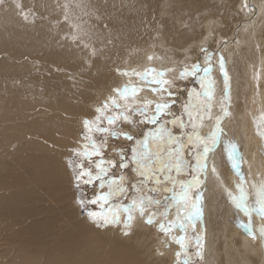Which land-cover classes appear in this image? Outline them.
Masks as SVG:
<instances>
[{"label":"bare ground","instance_id":"obj_1","mask_svg":"<svg viewBox=\"0 0 264 264\" xmlns=\"http://www.w3.org/2000/svg\"><path fill=\"white\" fill-rule=\"evenodd\" d=\"M244 3H0V264H178L181 248L174 237L181 235L185 244L191 236L198 245L201 237L202 264H264V217L251 216L255 235H249L241 226L249 217L225 191H235L241 178L246 188L264 179V0H247V9ZM202 48L223 50L231 102L221 140L202 174V217L195 228L188 226L185 233L177 225L163 236L159 224L166 221L159 214L152 224L137 214L130 229H125L123 213L120 223L104 229L88 216L77 217L81 206L65 153L70 146L88 144L81 139L84 121H92L98 106L126 84L138 86L143 97L155 96V85L123 75L125 70L161 69L177 79L169 75L171 68L200 59ZM211 77L219 98L223 76L216 68ZM217 109L213 101L214 114ZM210 125L199 129L207 133ZM226 143L235 144L243 157L239 172L227 159ZM168 219H175V209Z\"/></svg>","mask_w":264,"mask_h":264},{"label":"snow or ice","instance_id":"obj_2","mask_svg":"<svg viewBox=\"0 0 264 264\" xmlns=\"http://www.w3.org/2000/svg\"><path fill=\"white\" fill-rule=\"evenodd\" d=\"M3 3V0H0ZM20 8L21 5L17 4ZM247 0H245L244 8H248ZM21 14L25 20L28 19V14L21 10ZM67 19V16H65ZM73 39H80L84 43L83 37L73 36ZM88 47L87 44L84 45ZM207 50L202 48L201 52ZM94 53V50H93ZM208 61V66L201 69L199 62L192 64L190 67H185L181 73L180 78L185 79L189 76L198 78L200 81V91L195 89L188 93V101L183 105V111L187 114L188 120L185 122L182 116L172 114L171 123L175 124L179 121L180 128H186L191 125L192 132L186 133L187 139L183 140L174 136L171 130L163 121L168 115L170 108L176 103L171 99L175 95L170 91L173 84L171 81L165 80L162 77L165 75L163 71L155 69H146L143 72H138L134 69L125 70L122 74L140 77L145 83L150 82L155 85L152 88L153 92L160 93L161 96H167L168 99L164 102H156L154 108L149 105L153 101L145 100L138 107L134 106L136 93L139 87L131 83L124 85L121 88L114 89V95L109 97L101 107L96 109V117L94 120L84 121V128L87 133L101 134L100 143L97 145L91 136H87L89 144L85 145L84 150H73L76 159L69 160V166L72 168L73 176L76 182L77 189L81 184L93 185L99 182L100 189L107 186V191L98 192L95 197L87 202L84 199H79L78 203L86 207L87 204L99 205V211H89L88 216L97 224L103 226L106 224L120 223L121 213L124 214L125 229L131 228V222L134 219L133 212H138L140 216H147V223L152 224L154 218L159 214L165 218V222L159 224L162 232L168 233L179 225L183 232L188 231V226L192 225L195 228V221L202 217L203 209V181L200 179V173L206 175L208 168V153L220 142L223 135V129L220 127V117H216V126L209 134L201 136L198 129L201 126L205 116L211 118L212 101L215 98L216 81L211 77V57L205 56ZM219 70L223 76L224 92L223 101L225 107L223 108L224 114H228V107L226 106L229 101V76L226 69V61L223 56L219 57ZM204 73L203 77H198V72ZM167 85V87H165ZM119 98H124V102H119ZM131 98L133 103L128 102ZM111 112V114H108ZM138 114V118H137ZM117 121L132 124H143L155 126V131L148 132L143 139L139 140L131 149V161L135 171L139 174L140 179L130 185L136 195H134L130 203L120 204L113 202L120 197L128 196V188L125 187V178L119 177V182L116 178L106 180L109 168L119 166L127 168L128 163L121 159L119 162L105 160L102 149L107 146V139L109 137L124 136L128 140H133L134 137L128 132H119L113 127ZM105 122L106 125L105 126ZM264 136V132L260 133ZM189 152L194 158L192 160L185 159V152ZM227 159L231 167L237 172L240 171V164L243 160L242 155L238 153L235 144L225 145ZM120 155L123 157L125 154L121 150ZM96 156L98 160L95 163V170L92 167H85L81 157L88 159L91 162V157ZM79 161V162H78ZM175 169L177 173L187 172L191 179L180 182L179 190L175 185L177 181L171 176V170ZM212 172L215 174L216 169L213 165ZM166 181L172 187L167 185L163 189L166 193L171 194V201L169 204L160 211L161 200L155 198L150 193H157L161 189L158 185ZM152 183L154 186L146 188V185ZM228 198L234 207L249 217V221L245 224L241 221V226L248 230L249 235H255L252 229L251 216L256 213L264 217V179L253 181L249 187H245V181L241 178L240 182L236 184V190H225ZM163 199L168 200V196ZM151 209V211H148ZM175 209V219L169 220L168 215ZM125 235L129 232L125 231ZM260 234L264 239V227L260 228ZM176 242L180 245L181 251L176 253L178 264H190V260L186 255L187 245L184 243L185 237L183 235L174 237ZM201 237L197 236V244H201ZM199 251L197 255H199ZM183 256V260L180 257Z\"/></svg>","mask_w":264,"mask_h":264},{"label":"rangeland","instance_id":"obj_3","mask_svg":"<svg viewBox=\"0 0 264 264\" xmlns=\"http://www.w3.org/2000/svg\"><path fill=\"white\" fill-rule=\"evenodd\" d=\"M253 4L256 5V3H253ZM250 14H252V19L257 18V13L251 12ZM204 49H206L207 51L203 52L201 54L200 59H196L195 61L188 60V61L183 62L181 65H177V66L171 68L172 71L169 75L175 76L177 79H172L171 77H169L166 74H165V76L162 77L163 79L172 82L173 87L171 88L170 91L175 93V95L173 97H171V99H174L176 101V103L168 111V115L165 117V120L163 121V123H165L167 125V127L171 130V132L174 136H176L178 138H182L183 140L187 139L186 133L192 132V127H191V125H187L186 128H180L179 127V121H177L175 124L171 123L172 114L174 113L176 116H182L183 119L185 120V122H187L188 117H187V114L184 113V111H183V105L188 101V93L191 90L195 89L197 91H200V81L198 78H194L191 76H189L185 79H181L180 78L181 71L185 67H190L192 64L197 63V62H199L201 69L204 67H207L209 62L205 60V56L211 57L210 64H211L212 69H216V68L219 69L218 63H219V57L220 56H223L225 59V54L223 53L222 49H217V50L215 48H213V49L204 48ZM155 70L165 72L164 70H161V69H155ZM203 76H204V73L202 71H199L198 77H203ZM181 95H184V96H181ZM218 95H219V98H214V100H213V101H216V104L219 106V109H217L218 110L217 113L214 114L215 111H213L212 107H211V118H209L208 116H205L203 119V122L199 128H201V127L203 128V126H206L209 122H213L214 127L210 125L208 128L209 131L207 133H203L204 131H201L200 129H198L200 135L202 134L201 136H204L205 134H209L212 130H214V128L216 126V117L221 118L220 119V127H222V122L224 121V117H226V115L223 112V108L225 107V104L223 101V97L225 95L224 86L222 89H220ZM153 97H155V98H153ZM153 97L147 98V97H143L142 95L136 93L134 106L138 107L145 100H149V101H153V104L149 105V107L154 108L156 102H164V100L168 99V97L166 95L161 96L160 93H158V92H155V96H153ZM156 97H157V99H156ZM119 102L123 103L124 98H120ZM128 102L130 104L133 103L131 98H128ZM230 102H231V99L229 98V101L226 105L227 107H229L228 104ZM101 106L102 105H100L98 107H101ZM237 108H238V104L236 103L235 109L238 110ZM108 114H111V112H109ZM95 117H96V115L94 116V119H95ZM137 118H138V114H137ZM105 126H107L106 122H105ZM82 127L83 128H81V139H83V141H86L89 144V141H88V139H86V137L91 136L93 141L98 145L100 143V140H101V134L95 133V132L87 133L85 131L84 124H82ZM113 127H115V129L119 132H128L134 137L133 140H128L124 136L109 137L107 139V146L102 149L103 156H104L105 160H110L113 162H119L121 159H124V162L128 163L127 168H121L119 166L109 168L108 175L105 177L106 180H109L111 178H116L118 182H119L120 176H123L125 178V181H124L125 187L128 188V190H129L128 196L120 197L118 200L113 201V202H117L120 204H125V203H130L131 198L134 195H136V193L130 187V185L136 183L140 179L139 174L135 171L134 165L129 163L131 161V149L134 146H136V143L139 140L143 139L144 136L148 132L155 131V126L148 125L146 127L143 124L129 125L127 123L117 121L116 125H114ZM66 147H67V144L64 143L63 149H66ZM84 147H85V145H83L82 147L77 146V148H74V146L73 147L70 146L69 149H71V151H69V154L65 153L66 154L65 155L66 156L65 162L67 163L68 169L71 171L72 175H73V171H72V168L69 166V160L70 159H76V157L74 156L73 150H80L82 152L84 150ZM121 150H123V152L125 154L123 157L120 155ZM209 153H208V156H209ZM184 156H185L186 160H192V162L194 163V158L191 156V154L189 152L186 151ZM263 157H264V155H263ZM80 159L83 161L85 167L90 166V167H92L93 170H95V163L98 160V157H96V156L91 157V162L88 159L83 158V157H81ZM170 174L177 181V184L175 185L177 190H179L180 181L183 182V181L191 179V176L187 172L182 171L180 173H177L175 171V169H172ZM202 174L203 173L199 174L200 179H202ZM73 184H74V191L76 190L74 193L77 197V204L81 206L80 216H77V217L80 218L81 215L88 216L89 211H99V205L87 204V206L84 207L80 203H78V200L84 199L85 202H87V201L93 199L98 192L107 191V186H105L104 189H100L99 182L97 181L93 185L81 184L80 188L77 189L76 182H75L74 178H73ZM166 185L168 187H172V185H169L166 181L162 180L161 184L158 185V187L161 190L157 193H150V195H153L155 198L161 200V204L159 206L161 208L162 207L165 208L169 204V202L171 201V194L163 191V189L165 188ZM153 186L154 185L152 183H149L148 185H146V188H151ZM165 196H168V200L163 199ZM137 214L139 215L138 212H135V211L133 212L134 218ZM75 217L72 216L71 220L73 223L78 222V220ZM88 218H89V216H88ZM163 218L164 217H162V216L160 217L161 220ZM89 220H90V222L93 221L90 218H89ZM133 220H132V222H133ZM96 225H97L96 227H100L101 229H104L107 226H109V224H106L103 226H101L99 224H96ZM189 226H190V231H192V228H193V227H191L192 225H189ZM159 231L163 236H167L168 234L170 235V232L165 233V232H162L161 230H159ZM190 238H191V236L187 238L188 241L186 243V245H187L186 255L190 260V264H202V261L204 260V256L201 255V252H200L201 246L194 244L192 241V238L191 239ZM198 251L200 253L199 255H197ZM183 258L184 257L182 256L180 260L182 261Z\"/></svg>","mask_w":264,"mask_h":264},{"label":"trees","instance_id":"obj_4","mask_svg":"<svg viewBox=\"0 0 264 264\" xmlns=\"http://www.w3.org/2000/svg\"><path fill=\"white\" fill-rule=\"evenodd\" d=\"M169 185H171V184H169Z\"/></svg>","mask_w":264,"mask_h":264},{"label":"water","instance_id":"obj_5","mask_svg":"<svg viewBox=\"0 0 264 264\" xmlns=\"http://www.w3.org/2000/svg\"><path fill=\"white\" fill-rule=\"evenodd\" d=\"M209 131V130H208Z\"/></svg>","mask_w":264,"mask_h":264}]
</instances>
